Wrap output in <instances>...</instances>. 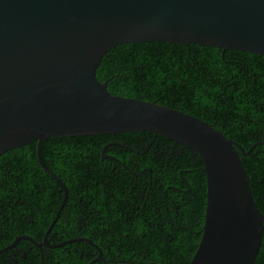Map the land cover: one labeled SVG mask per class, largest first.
I'll list each match as a JSON object with an SVG mask.
<instances>
[{"label":"trees","instance_id":"trees-1","mask_svg":"<svg viewBox=\"0 0 264 264\" xmlns=\"http://www.w3.org/2000/svg\"><path fill=\"white\" fill-rule=\"evenodd\" d=\"M96 77L113 96L183 112L235 142L264 215L263 56L135 43L108 51ZM36 148L32 142L0 156V251L23 236L41 244L62 204L64 191L39 165ZM41 153L68 191L47 242L69 243L39 248L22 239L0 254V264L191 262L206 207L203 165L192 151L144 132L49 138ZM128 198L134 203L124 206ZM90 212L93 223L84 219ZM84 236L98 249L78 240ZM100 253L102 260L96 261ZM253 264H264V233Z\"/></svg>","mask_w":264,"mask_h":264},{"label":"water","instance_id":"water-1","mask_svg":"<svg viewBox=\"0 0 264 264\" xmlns=\"http://www.w3.org/2000/svg\"><path fill=\"white\" fill-rule=\"evenodd\" d=\"M135 43L264 57V0H0V156L36 142L39 165L64 191L41 244L23 236L0 254L22 239L39 248L69 243L47 242L68 196L42 161L47 139L149 132L189 149L203 165L204 224L189 264H253L264 215L252 197L240 147L205 121L113 96L107 82L98 81L107 52Z\"/></svg>","mask_w":264,"mask_h":264},{"label":"flooded vegetation","instance_id":"flooded-vegetation-1","mask_svg":"<svg viewBox=\"0 0 264 264\" xmlns=\"http://www.w3.org/2000/svg\"><path fill=\"white\" fill-rule=\"evenodd\" d=\"M122 202H125L124 206H125V205H126V206H131V205L134 203V202H132L131 200H129V198L126 199V200H122ZM84 219L87 220V221H89L88 223H93V220H92V218H91V212H90V213H87L86 216L84 217ZM84 227H86V226H84ZM86 231H87V229H84L83 233H85ZM78 240H79L80 242H88V243H92V241L89 240V238H87L86 236H84V237H78ZM92 244H93V243H92ZM93 245L95 246L96 244H93ZM95 248L98 249V248H97V245L95 246ZM99 256H100V258H101V253L99 254ZM101 259H102V258H101Z\"/></svg>","mask_w":264,"mask_h":264}]
</instances>
